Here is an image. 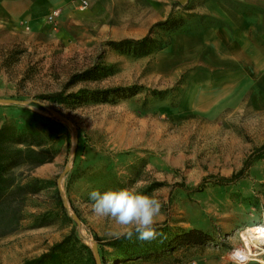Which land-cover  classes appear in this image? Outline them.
Listing matches in <instances>:
<instances>
[{"label":"rangeland","instance_id":"1","mask_svg":"<svg viewBox=\"0 0 264 264\" xmlns=\"http://www.w3.org/2000/svg\"><path fill=\"white\" fill-rule=\"evenodd\" d=\"M80 1L39 25V36L18 24L0 29V122L41 134L55 149L53 161L33 170L51 183L28 196L18 229L0 237V263L22 264L67 238L62 264H264V244L242 235L264 225V151L243 177L216 183L264 144V109H249L243 95L239 106L179 111L205 62L195 41L188 51L175 42L219 24V0H86L84 9ZM146 33L147 52L110 45ZM172 55L185 63L169 68ZM58 91L62 102L45 97ZM133 186L161 201L163 235L119 244L108 233L122 226L96 216L89 193ZM190 229L212 240L163 247Z\"/></svg>","mask_w":264,"mask_h":264},{"label":"crops","instance_id":"2","mask_svg":"<svg viewBox=\"0 0 264 264\" xmlns=\"http://www.w3.org/2000/svg\"><path fill=\"white\" fill-rule=\"evenodd\" d=\"M239 1L251 7L237 10L219 0L212 5V14L219 24L199 30L195 35H182L175 42L177 46L181 42L179 49L187 50L186 45L195 41L205 62L186 85L179 104L180 113L211 111L216 104L239 106L243 95L249 109H264V0ZM75 2L0 0V29L18 24L39 36V25L50 23L48 15L58 10L55 18L58 21L72 10ZM170 60L169 68L185 63L184 58L178 60L176 55Z\"/></svg>","mask_w":264,"mask_h":264},{"label":"trees","instance_id":"3","mask_svg":"<svg viewBox=\"0 0 264 264\" xmlns=\"http://www.w3.org/2000/svg\"><path fill=\"white\" fill-rule=\"evenodd\" d=\"M165 23L166 21L158 22L156 25ZM150 42V34L146 33L141 38H123L110 42V45L117 50L147 52ZM88 73H92L91 69L85 70L83 74ZM45 97L58 103L66 99L62 91L47 94ZM256 151L255 155L250 154L245 159L243 166L238 171L216 183L232 184L243 177V173L251 161L259 158L260 151H264V144L259 146ZM54 155L55 149L45 136L19 129L9 121L0 122V237L18 229L28 196L39 192L45 185L51 183V180L33 175V170L42 164L53 161ZM179 185L181 186V184ZM58 199L60 200L59 196ZM66 239L51 245L46 252L26 259L22 264H62L59 251L68 241ZM123 240L122 238L117 241L122 244ZM210 240H212L211 235L200 229L183 230L173 239H163V247H172L173 244H204Z\"/></svg>","mask_w":264,"mask_h":264},{"label":"clouds","instance_id":"4","mask_svg":"<svg viewBox=\"0 0 264 264\" xmlns=\"http://www.w3.org/2000/svg\"><path fill=\"white\" fill-rule=\"evenodd\" d=\"M89 198L96 216L109 218L122 226L120 231H110V238L132 240L135 237L140 241H151L163 235L157 231L162 203L155 194H143L133 186L103 193L93 190Z\"/></svg>","mask_w":264,"mask_h":264},{"label":"bare ground","instance_id":"5","mask_svg":"<svg viewBox=\"0 0 264 264\" xmlns=\"http://www.w3.org/2000/svg\"><path fill=\"white\" fill-rule=\"evenodd\" d=\"M264 225H256L246 229L242 235L247 241H255L264 244Z\"/></svg>","mask_w":264,"mask_h":264},{"label":"built area","instance_id":"6","mask_svg":"<svg viewBox=\"0 0 264 264\" xmlns=\"http://www.w3.org/2000/svg\"><path fill=\"white\" fill-rule=\"evenodd\" d=\"M87 5L88 4H87V1L86 0H81L79 2V7L82 8V9L86 8ZM58 14H59V11L58 10L53 11L52 14H50V15L47 16V20L50 23H53L54 24L55 23V18L57 17Z\"/></svg>","mask_w":264,"mask_h":264}]
</instances>
